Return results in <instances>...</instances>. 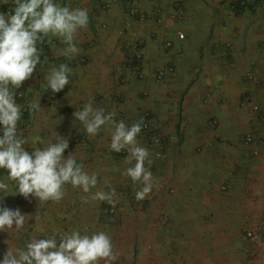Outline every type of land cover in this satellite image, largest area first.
<instances>
[{
  "label": "crops",
  "instance_id": "1",
  "mask_svg": "<svg viewBox=\"0 0 264 264\" xmlns=\"http://www.w3.org/2000/svg\"><path fill=\"white\" fill-rule=\"evenodd\" d=\"M56 2L86 9L88 25L70 60L55 38L37 45L40 64L14 90L28 110L17 131L28 151L67 138L63 155L97 175L92 192L114 194L84 203L90 194L70 184L58 202L0 194V207L26 215L20 231L0 232V258L23 248L25 234L31 242L68 228L108 234L120 254L114 264H264V0ZM13 8L14 0L0 3V13ZM62 63L69 85L43 91L49 67ZM90 98L117 122L143 121L137 140L154 178L144 199L122 175L126 152L109 150L110 129L89 137L73 119Z\"/></svg>",
  "mask_w": 264,
  "mask_h": 264
},
{
  "label": "clouds",
  "instance_id": "2",
  "mask_svg": "<svg viewBox=\"0 0 264 264\" xmlns=\"http://www.w3.org/2000/svg\"><path fill=\"white\" fill-rule=\"evenodd\" d=\"M7 0H0L6 3ZM88 25V12L83 8L61 6L56 0H14V8L8 14L0 13V194L29 197L37 202H58L65 195L64 186L71 185L83 193L84 203L111 202L113 192L95 191L97 175H89L69 152L67 138L57 133L56 142L45 147L24 145L28 139L17 131L21 120V108L15 102L16 89L32 77L40 64L38 44L49 43L53 38L63 45L55 49L58 55L71 59L79 49L75 43L78 31ZM71 69L67 64L50 66L44 77L43 91L61 92L70 83ZM32 109H41L39 100ZM89 137H95L105 126L110 129L109 150L126 152L122 173L137 185L135 198L144 199L154 185L150 171L152 160L149 150L138 143L143 121L126 125L115 121L114 113L94 108L91 98L83 107L73 112ZM147 164V167H146ZM14 189V191H13ZM26 215L17 209L0 207V232H18L25 224ZM119 253L114 250L111 237L103 231L81 235L78 231L47 239H33L23 248L8 247L0 258V264H114Z\"/></svg>",
  "mask_w": 264,
  "mask_h": 264
},
{
  "label": "rangeland",
  "instance_id": "3",
  "mask_svg": "<svg viewBox=\"0 0 264 264\" xmlns=\"http://www.w3.org/2000/svg\"><path fill=\"white\" fill-rule=\"evenodd\" d=\"M49 217H51L55 222H59V221L62 220V219L59 220V219H58V215L55 214L54 212L51 213V215H49ZM64 230H65V232L68 233V228H65ZM62 235H63V233L59 230V234H56V236H57V240H59V238L62 237ZM25 236H26V239H25L24 241H21V239L18 240L19 244H22V243H23V246H25V245H26L27 243H29V241H30V239L28 238V235L25 234ZM25 236H24V237H25ZM13 237H15L14 234H13ZM250 238H252V237H249L248 239H250Z\"/></svg>",
  "mask_w": 264,
  "mask_h": 264
},
{
  "label": "built area",
  "instance_id": "4",
  "mask_svg": "<svg viewBox=\"0 0 264 264\" xmlns=\"http://www.w3.org/2000/svg\"><path fill=\"white\" fill-rule=\"evenodd\" d=\"M178 37H179V39H182L183 36H182V35H178ZM160 78H161V74L158 75V80H160ZM17 97L20 98L21 95H20V94H17ZM253 109L256 110V107H254ZM26 111H28V110H27V109H26V110L21 109V112H23V113L26 112ZM246 236H247V237H251V233L248 232V233L246 234Z\"/></svg>",
  "mask_w": 264,
  "mask_h": 264
}]
</instances>
